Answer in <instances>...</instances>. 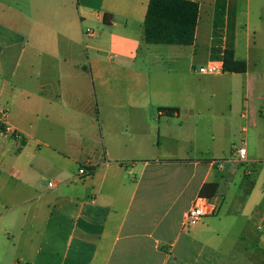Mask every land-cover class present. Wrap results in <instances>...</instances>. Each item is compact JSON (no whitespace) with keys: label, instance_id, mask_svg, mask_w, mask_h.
<instances>
[{"label":"crops","instance_id":"crops-1","mask_svg":"<svg viewBox=\"0 0 264 264\" xmlns=\"http://www.w3.org/2000/svg\"><path fill=\"white\" fill-rule=\"evenodd\" d=\"M191 1V66L221 68L200 80L179 52L139 60L149 0L0 1V116L18 134L0 122V264H258L264 0ZM89 24L106 34L91 52ZM227 49L245 73L223 71ZM200 197L216 214L184 228Z\"/></svg>","mask_w":264,"mask_h":264},{"label":"trees","instance_id":"trees-1","mask_svg":"<svg viewBox=\"0 0 264 264\" xmlns=\"http://www.w3.org/2000/svg\"><path fill=\"white\" fill-rule=\"evenodd\" d=\"M199 18V3L191 0H149L144 20V38L148 45L192 46ZM223 71L243 74L244 61L234 58L227 49L223 56ZM171 115L173 109L161 108Z\"/></svg>","mask_w":264,"mask_h":264},{"label":"rangeland","instance_id":"rangeland-1","mask_svg":"<svg viewBox=\"0 0 264 264\" xmlns=\"http://www.w3.org/2000/svg\"><path fill=\"white\" fill-rule=\"evenodd\" d=\"M1 1V0H0ZM54 1H58V0H54ZM28 3L29 0H23V2H20L21 7L23 9L28 8ZM70 3L72 5L73 10H75V6H76V0H70ZM78 19L80 20V18L78 17ZM90 29L93 30L95 32V36L97 37V40H102L106 38V34L101 35L100 33V28L97 27L95 24H89L87 26H84V31H83V38H84V44H86V46L88 47L89 51L91 52V46H92V41L91 39L87 38V36L84 35V33H86V31ZM7 37L5 36L4 33L1 32L0 30V53L1 51L3 52V50H1V45L2 42L5 41ZM84 44H82V46H84ZM147 46V47H145ZM146 48H149V50H152V54L155 56H160V57H164L166 55H170V56H175L178 52L183 56L184 58V67L186 72H188V76L193 79V80H200L202 79V76L199 73L200 68H206L207 66L199 63V62H194V64L191 66V62H190V58L192 56V49L191 47H186V46H169V45H143V53L140 52V59L144 58V54L146 53ZM86 51V50H85ZM120 54L118 53L117 50L113 49V48H108V52L106 53V57H110L112 58L114 61H117L119 59ZM129 82H132L131 79L129 80H121L120 84H121V88L122 90L127 89V84ZM0 86H1V82H0ZM215 104H218L217 102ZM263 227H264V223H263ZM262 254L258 253V256L254 257V261H258V264H264V244L262 246Z\"/></svg>","mask_w":264,"mask_h":264},{"label":"built area","instance_id":"built-area-1","mask_svg":"<svg viewBox=\"0 0 264 264\" xmlns=\"http://www.w3.org/2000/svg\"><path fill=\"white\" fill-rule=\"evenodd\" d=\"M87 38L95 37V32L93 30L88 29L86 33H84ZM221 71L219 66H207L206 68H200L199 72L202 74H217ZM264 113V112H263ZM0 122L2 123V133L8 137H18L17 132L6 123V114L2 113L0 116ZM229 161L231 162H239L245 163L247 162V150L244 147L237 148L236 154L234 158H231ZM223 162H219L218 165L222 167ZM79 174L88 176L91 174V170L87 165L81 166L79 169ZM50 187H53L54 184L50 183ZM217 207L210 200L205 198H197L190 209L186 212L183 220V227H191L196 224H199L203 219L209 216H213L216 214Z\"/></svg>","mask_w":264,"mask_h":264},{"label":"bare ground","instance_id":"bare-ground-1","mask_svg":"<svg viewBox=\"0 0 264 264\" xmlns=\"http://www.w3.org/2000/svg\"><path fill=\"white\" fill-rule=\"evenodd\" d=\"M223 67V66H222Z\"/></svg>","mask_w":264,"mask_h":264}]
</instances>
